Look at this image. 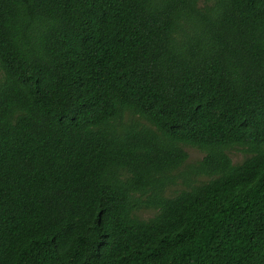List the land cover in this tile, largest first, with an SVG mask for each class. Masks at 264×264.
<instances>
[{"label":"trees","instance_id":"obj_1","mask_svg":"<svg viewBox=\"0 0 264 264\" xmlns=\"http://www.w3.org/2000/svg\"><path fill=\"white\" fill-rule=\"evenodd\" d=\"M0 264H264V0H0Z\"/></svg>","mask_w":264,"mask_h":264},{"label":"rangeland","instance_id":"obj_2","mask_svg":"<svg viewBox=\"0 0 264 264\" xmlns=\"http://www.w3.org/2000/svg\"><path fill=\"white\" fill-rule=\"evenodd\" d=\"M186 151L188 153V160H187V164H194L195 162L199 161L202 159L203 154L201 152H199L198 150H196L195 148H191V147H186ZM231 160L233 161V163H240L243 158H244V154L240 151H231L229 153ZM183 187L182 185H177V186H173L171 188H169L166 192H165V196L167 197H172L174 196L179 190H181ZM155 214V210L154 209H142L138 212V216L140 218L143 219H147L152 217Z\"/></svg>","mask_w":264,"mask_h":264}]
</instances>
